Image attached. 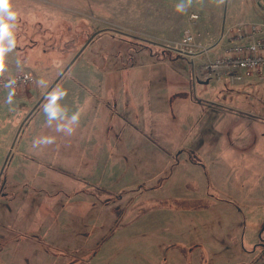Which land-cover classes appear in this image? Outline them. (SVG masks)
<instances>
[{
	"label": "rangeland",
	"instance_id": "rangeland-1",
	"mask_svg": "<svg viewBox=\"0 0 264 264\" xmlns=\"http://www.w3.org/2000/svg\"><path fill=\"white\" fill-rule=\"evenodd\" d=\"M180 5L183 11L178 10ZM248 23L264 25V0H2L0 74L10 77L19 71H30L36 82L18 94L7 89L0 92V171L23 120L93 34L108 29L89 43L77 61L78 67L56 87L38 114L45 113L49 102L76 77L91 88L87 91L81 87L87 98L72 110L75 114L78 110L80 118L86 120L89 115L91 121H99L103 110L89 111L87 116L85 111L99 100L107 101L111 103L114 124L119 126L118 117L127 114L122 109L123 101L132 95L135 105L143 109L140 124L144 126L149 109L151 113L156 111L158 125L183 132L182 140L186 132L184 114L189 105L194 106L190 100L195 103L220 95L216 80L207 84L195 80V87L193 69L197 73L199 66L226 46L228 34ZM189 28L201 35L200 41L204 38L210 57L202 55L192 60L168 49V45L180 42ZM78 71L82 75H77ZM258 88L264 99V83ZM187 94L191 98L183 101ZM63 123L69 128L76 126L70 117ZM35 127V122L24 127L15 144L19 154H11L0 181V264H25L26 257L33 260L38 253H44L25 241L28 237L24 234L38 205L27 206L29 197L39 195L32 187L34 179L29 174V179L24 176L22 182L29 183L26 187L16 180L25 171L20 155ZM151 133L152 130L149 136ZM191 157L187 155L186 165L176 169L172 182L186 178L191 190L190 181L196 180L202 194L195 192L188 202L170 199L169 182L154 187L161 186L157 192L139 198L137 190L119 194L113 191L109 200L112 217L107 216L108 211L104 217L111 227L97 231L88 244L93 246L87 252L93 256L90 264H105L109 257H113V264H261L264 198L260 187L264 183L251 181L254 174H250V194L241 192L244 198L238 199L245 209L236 210L233 205L237 202L225 199L228 195L215 187V182L223 187L227 182L217 181L211 167L199 164L194 154ZM159 160L163 181L169 177L171 165L166 157ZM6 180L10 184L5 187ZM45 181L39 179L35 184L47 186ZM120 181L109 185L118 188ZM150 182L147 184L153 188ZM231 184L234 190L241 191L237 180L233 178ZM11 190L21 192L15 201L3 197ZM98 213L97 208L92 210L88 219ZM106 235L113 240L111 248L109 243L99 247Z\"/></svg>",
	"mask_w": 264,
	"mask_h": 264
},
{
	"label": "crops",
	"instance_id": "crops-1",
	"mask_svg": "<svg viewBox=\"0 0 264 264\" xmlns=\"http://www.w3.org/2000/svg\"><path fill=\"white\" fill-rule=\"evenodd\" d=\"M188 21L190 22V18ZM202 40L204 43V38ZM199 57L201 56L195 59ZM77 61L43 103L62 80L78 67ZM82 73L78 71L77 75ZM2 74L0 76H8ZM192 76L195 87V80L204 84L216 80L220 95L213 100L201 99L195 103L189 99L190 104L194 106L189 105L184 114L186 123L183 125L186 132L182 140L180 135H183V132L173 131L168 125H158L159 116L156 111L151 113L149 109L144 115V126L140 124L143 121V109L140 110L135 105L132 95L123 101L122 109L126 110L127 114L126 117H118L119 126L114 124L111 103L107 101L100 103L99 100L85 111L87 116L89 111L95 113L103 110L99 121H91L89 115L86 120L80 118L81 113L76 110L75 114V110H72L87 98L81 87L85 86L87 91H91V88L76 77H72L59 95L49 102L45 113L38 114L43 103L38 107L24 125L25 127L35 122L36 127L28 135L25 150L20 155L25 171L21 175L22 178L16 177V180L26 187L29 183L22 182L23 177L29 179V174L34 179L32 187L39 195L38 198L29 197L27 206H34L36 203L38 205L28 231L24 234L28 237L25 241L31 242L33 247L38 246L44 253H38L33 260L25 256V264H90L93 256L87 252L91 251L93 246L88 244H91L97 231L111 227L107 225L104 217L107 211V216L112 217L113 210L109 200L113 191L119 194L137 190L139 198L157 192L162 185L169 182L170 199L188 202L193 200L195 192L202 194L196 180L190 181L193 182L191 190L186 178L172 182L176 169L182 164L186 165L187 155L192 156V159L194 154L199 164L211 167L217 181L227 182L224 187L215 182V187L228 195L225 199L237 202V205H233L236 210H243L244 207L242 208L238 199L244 198L241 192L250 194V185L247 182L250 174H254V177L250 178L251 181L264 183V99L262 94H259L261 88H258L264 83V79L243 83H232L227 77L205 80L197 76L196 69H193ZM230 95L231 99L228 100ZM24 98L34 99L26 96ZM183 98L184 101L191 97L187 94ZM104 105L108 109L107 112ZM149 114H152L151 117ZM36 116L37 120H34ZM68 116L76 118L75 127L69 128L63 123ZM48 140L52 142L36 143ZM17 150L14 147L13 152L16 154ZM161 156L168 158L167 164L171 165V173L163 181L159 176L162 175L159 168L162 166L159 160ZM233 178L240 183V192L234 190V185L231 184ZM39 179L46 180L47 186H36L35 183ZM119 181L121 184L118 188L109 185L114 182L118 185ZM148 182L153 183V188L148 186ZM7 184L10 183L6 180L5 187ZM157 185L161 186L154 188ZM207 191L209 192V189ZM260 193L264 198L263 184ZM7 194L8 196L3 197L15 201L21 192L11 190ZM187 207L185 206L186 209ZM96 208L99 213L88 219L89 213ZM105 237L99 247H106L109 243L111 248L113 240L107 235ZM82 251H85L84 254H81ZM112 258L109 257L105 264H113Z\"/></svg>",
	"mask_w": 264,
	"mask_h": 264
},
{
	"label": "built area",
	"instance_id": "built-area-1",
	"mask_svg": "<svg viewBox=\"0 0 264 264\" xmlns=\"http://www.w3.org/2000/svg\"><path fill=\"white\" fill-rule=\"evenodd\" d=\"M193 18L198 19L199 16L193 15ZM200 36L189 28L186 29L180 42L167 47L192 60L202 55L210 57V48L200 41ZM196 74L200 79L205 80L227 77L232 83L264 79V25L248 23L236 27L228 34L227 44L221 52L204 62ZM35 82L36 76L30 71H19L10 77L1 76L0 92L7 89L18 94Z\"/></svg>",
	"mask_w": 264,
	"mask_h": 264
},
{
	"label": "water",
	"instance_id": "water-1",
	"mask_svg": "<svg viewBox=\"0 0 264 264\" xmlns=\"http://www.w3.org/2000/svg\"><path fill=\"white\" fill-rule=\"evenodd\" d=\"M108 29L99 31L95 34H93L90 39L86 42V44L82 47V49L75 55V57L71 60V62L68 64V66L64 69V71L59 75V77L54 81V83L49 87V89L45 92V94L40 98V100L36 103V105L33 107V109L28 113L27 117L23 120L22 124L19 127L18 133L12 143V147L11 149L8 151L7 157L5 159V162L1 168L0 171V181L1 178L4 175L6 166L8 164L9 158L13 152V149L15 147V144L23 130L24 125L26 124V122L30 119V117L34 114V112L38 109V107L43 103V101L48 97V95L51 93V91L55 88V86L59 83V81L65 76V74L68 72V70L72 67V65L79 59L80 55L82 54V52L85 50V48L89 45V43L94 39L95 36H97L98 34L102 33L103 31H107ZM1 196V195H0Z\"/></svg>",
	"mask_w": 264,
	"mask_h": 264
},
{
	"label": "clouds",
	"instance_id": "clouds-1",
	"mask_svg": "<svg viewBox=\"0 0 264 264\" xmlns=\"http://www.w3.org/2000/svg\"><path fill=\"white\" fill-rule=\"evenodd\" d=\"M6 6V5H5ZM178 10L180 11H183L184 10V6L183 5H180ZM76 118L73 117V121L75 122ZM68 131L70 132L71 129H68ZM52 141L48 140V141H37L36 143H51Z\"/></svg>",
	"mask_w": 264,
	"mask_h": 264
},
{
	"label": "trees",
	"instance_id": "trees-1",
	"mask_svg": "<svg viewBox=\"0 0 264 264\" xmlns=\"http://www.w3.org/2000/svg\"><path fill=\"white\" fill-rule=\"evenodd\" d=\"M147 47H150V45L147 46ZM3 180H4V179H3ZM5 182H6V181H5ZM5 182H4V183H5ZM5 198H7V197H5ZM259 258H260V260L262 261L261 264H264V258H263L262 256H260Z\"/></svg>",
	"mask_w": 264,
	"mask_h": 264
},
{
	"label": "snow or ice",
	"instance_id": "snow-or-ice-1",
	"mask_svg": "<svg viewBox=\"0 0 264 264\" xmlns=\"http://www.w3.org/2000/svg\"><path fill=\"white\" fill-rule=\"evenodd\" d=\"M0 3H2V0H0Z\"/></svg>",
	"mask_w": 264,
	"mask_h": 264
},
{
	"label": "flooded vegetation",
	"instance_id": "flooded-vegetation-1",
	"mask_svg": "<svg viewBox=\"0 0 264 264\" xmlns=\"http://www.w3.org/2000/svg\"><path fill=\"white\" fill-rule=\"evenodd\" d=\"M2 194V193H1Z\"/></svg>",
	"mask_w": 264,
	"mask_h": 264
}]
</instances>
